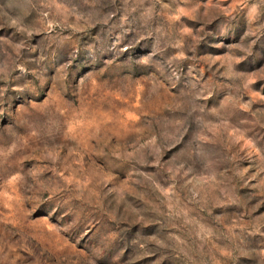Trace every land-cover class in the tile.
Masks as SVG:
<instances>
[{
    "label": "rangeland",
    "instance_id": "obj_1",
    "mask_svg": "<svg viewBox=\"0 0 264 264\" xmlns=\"http://www.w3.org/2000/svg\"><path fill=\"white\" fill-rule=\"evenodd\" d=\"M0 264H264V0H0Z\"/></svg>",
    "mask_w": 264,
    "mask_h": 264
}]
</instances>
